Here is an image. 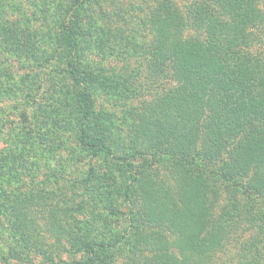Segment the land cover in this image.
<instances>
[{
  "label": "trees",
  "instance_id": "obj_1",
  "mask_svg": "<svg viewBox=\"0 0 264 264\" xmlns=\"http://www.w3.org/2000/svg\"><path fill=\"white\" fill-rule=\"evenodd\" d=\"M88 1L69 6L59 36L76 88L81 148L125 165L143 181L136 178L131 187L149 230L126 238L133 264H260L261 242L238 246L237 240L252 230L264 237V223H256L264 221V0H190L185 6L156 1L144 23L152 42L139 52L149 72L170 84L140 110L133 137L141 145L127 155L115 154L104 133L88 128L96 105L78 58L77 34ZM6 41L23 47L18 35L8 34ZM10 194L0 183V214L10 218L15 235L14 245L0 246V264H34L31 254L39 252L50 228L36 224L39 213L29 205L15 209ZM256 198L263 207L258 216L250 204ZM56 205L61 215L70 210ZM231 245L230 257L222 260ZM101 247L89 239L78 242L76 249L87 254L80 264H95Z\"/></svg>",
  "mask_w": 264,
  "mask_h": 264
},
{
  "label": "rangeland",
  "instance_id": "obj_2",
  "mask_svg": "<svg viewBox=\"0 0 264 264\" xmlns=\"http://www.w3.org/2000/svg\"><path fill=\"white\" fill-rule=\"evenodd\" d=\"M75 1L0 0V183L11 191L15 209L29 205L39 213L36 224L50 228L39 252L31 254L34 264H80L87 254L76 248L88 239L104 244L94 256L95 264H133L126 238L148 228L136 188L131 187L138 177L109 157L90 155L78 141L76 88L67 74L59 36L64 14ZM156 1L83 4L78 58L96 105L88 128L104 133L117 155L141 145L133 137L137 116L170 84L149 72L139 52L143 43L152 42L144 23L155 12ZM189 1L175 3L185 6ZM8 34L18 35L23 47L7 43ZM140 82L146 86L140 89ZM131 83L134 87L128 89ZM56 202L68 206V213H58ZM250 204L256 216L262 214L258 198ZM252 231L240 233L237 244L260 241L264 264L263 234ZM14 241L10 218L0 214V246L6 249ZM232 248L224 249L222 260L230 257ZM10 264L29 263L13 259Z\"/></svg>",
  "mask_w": 264,
  "mask_h": 264
}]
</instances>
